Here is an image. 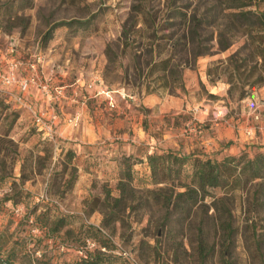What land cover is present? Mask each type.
Instances as JSON below:
<instances>
[{
	"label": "rangeland",
	"instance_id": "rangeland-1",
	"mask_svg": "<svg viewBox=\"0 0 264 264\" xmlns=\"http://www.w3.org/2000/svg\"><path fill=\"white\" fill-rule=\"evenodd\" d=\"M138 1L0 0L3 59L15 57L25 75L29 73V62L42 55V76L49 79L53 99L46 94V103L38 111L44 112L46 118L57 116L52 139L38 129L28 111L18 108L6 94L0 95V264H69L78 260L77 250L86 246L87 240L101 243L105 241L104 235L110 239L104 264H131L113 251L118 245L133 251L140 264H226L224 260L229 264H264V188L258 186L257 180L245 188L212 190L217 197L228 198L236 229L229 241H224L223 230L212 217L215 210L210 205L211 198L206 201L209 207L196 206L189 215L174 211L168 218L165 209L150 199L148 206L126 213L124 221L104 229L107 233L89 230V226L101 227L103 220V214L93 210L90 202L95 197L102 199L108 188L113 189V196L118 194L115 187L126 155L123 153L117 162L119 169L111 179L96 177L89 186H81V166L85 163L81 149L101 148L104 143L122 141L125 134L129 140L136 135L128 127L134 118L127 117L132 110L125 100L120 98V109L113 110L104 97H90V84L102 81L137 97L148 92L184 97L189 96L187 86L193 81L197 84L193 93L197 100L219 101L213 110L223 109L226 113L240 111L245 102L253 101L255 92L264 93V30L235 35L236 27L245 21L236 12H264V0H251L246 9L219 6L217 17L210 15L212 1L178 0L177 7L207 15L211 21L201 30L197 48L203 53L196 56L179 47L171 50L187 28L180 23V17H169L170 0H145L155 14L158 30L133 12ZM138 18L139 22L132 25ZM258 18L253 15L251 22ZM59 22L72 23L58 26ZM125 27L132 28L129 43L123 35ZM51 29L52 38L45 42V34ZM223 30L233 41L227 49L219 43ZM153 44H160L158 50L163 49L158 58L173 54L174 62L181 63L177 72L169 76L170 87L161 85L163 80L158 76L163 72L148 74ZM12 48L14 53L10 55L7 50ZM61 86L64 96L74 94V102L64 99L60 105L54 90ZM135 109L143 111L139 105ZM261 109L264 112V105ZM191 120L189 112L175 109L162 121L152 122V135L159 147L156 152L168 150L159 143L165 132L182 142L180 139L189 135L187 122ZM208 123H201L202 128ZM196 129L198 132L200 128ZM70 151L75 154L72 160L68 158ZM257 153L248 155L253 157ZM94 166L83 169L98 175L90 169ZM186 171L191 172V166ZM135 176L137 187H159L145 177ZM85 187L89 192L83 194L81 189ZM61 217H65L67 224L48 235L45 225L51 227ZM202 218L209 219L204 235L209 247L215 248V254L206 261L200 257L198 244Z\"/></svg>",
	"mask_w": 264,
	"mask_h": 264
},
{
	"label": "trees",
	"instance_id": "trees-1",
	"mask_svg": "<svg viewBox=\"0 0 264 264\" xmlns=\"http://www.w3.org/2000/svg\"><path fill=\"white\" fill-rule=\"evenodd\" d=\"M170 1L172 4L170 12H168L169 17H180L182 21L180 23L187 28L186 32L171 46V50L179 47L180 50L191 51L195 56L203 53L197 48V45L201 42L199 39L201 30L211 21L209 18L207 19V15L198 14L196 11L182 10L177 7L176 3H178V0ZM208 1L214 3L213 12L211 10L210 13L212 17H217L219 6H224L226 9H246L251 5V0H206V3ZM132 10L134 13L142 15L143 22L149 27L156 26L155 14L153 15L151 10L148 9V4L145 0H139L135 3ZM236 13L239 17L245 18V21L236 27L235 35L239 33L246 35L252 33L253 30H264V12H254L246 9ZM253 15L259 16L257 22H251ZM138 22L139 18L134 20L132 25L134 24L135 26ZM71 23L59 22L57 25H71ZM159 28L160 26L155 27L156 30ZM131 29V27L128 29L124 28L123 35L126 43H129L130 39H132L129 36ZM52 32L53 30L51 29L45 34V42L52 38ZM225 34L226 30L219 33V43L223 49H227L233 43ZM157 46L152 45V60L148 65V74L152 75L156 71L163 72L162 75L158 76V78L160 77L163 80L161 85L170 87L169 76L177 72L176 67L181 66V63L174 62L175 57L173 54L165 58H158L163 49L158 50L161 45L157 44ZM174 83L173 81L172 87H174ZM1 94L3 92H0ZM197 127L199 128L198 125ZM68 158L70 160L75 158L73 151L68 152ZM147 159L151 169L150 184L159 187L152 189L137 187L134 183L136 177L133 168L135 161H132L133 158L131 156H125L122 161L125 167L115 187L118 194L113 196V189L108 188L105 190L102 199L95 197L90 202V207L93 210H99L103 214V220L101 227L89 226V230L103 234L104 231L102 229L110 228L118 221H124L126 213L136 212L148 206L150 199L165 209V217L168 218L174 211H182L189 215L196 206L202 207L205 205L209 207L206 201L211 198L212 202L210 205L215 210V214L212 217L220 224L224 241H229L233 238L236 229L233 227V215L227 202L228 198L225 196L217 197L212 193V190L218 188L229 190L245 188L249 183H253L256 180L258 181V186L261 189L264 188V151L258 152L253 157H250L248 152H243L239 156L228 155L218 159L216 157L198 156L193 153L184 154L175 149H168L163 152H152L148 154ZM189 166H191V172L186 171ZM208 221V218L201 219L200 235L198 237L199 253L203 261L208 260L209 257L215 254L214 246L209 247L207 237L204 235L206 232L204 226ZM66 224L65 217H61L53 226L48 227L45 225L46 233L48 235L55 234ZM104 237L105 241L101 243L94 240L99 247L92 250L89 249L87 257L79 256L78 260L69 264H104L108 256L101 248L110 249V239L106 235ZM224 257L227 256L224 255ZM224 262L229 264L226 260Z\"/></svg>",
	"mask_w": 264,
	"mask_h": 264
},
{
	"label": "crops",
	"instance_id": "crops-1",
	"mask_svg": "<svg viewBox=\"0 0 264 264\" xmlns=\"http://www.w3.org/2000/svg\"><path fill=\"white\" fill-rule=\"evenodd\" d=\"M3 58L4 56L0 52L1 65L5 66L6 61ZM8 58H10V56H8ZM192 76L193 74H189V77ZM101 86L111 88L105 85L104 82L99 81L95 87L92 88L91 91H93V94L90 97H104L108 105L104 95H97V91ZM196 87L197 84L190 81L189 86H187L189 89V96L186 95L184 97L148 92L141 97H137L132 93V99H120V101L125 100L126 106L132 110L131 114L128 113L127 117L130 116L132 119L134 118V120L130 121L128 127H130V130L133 129L136 135L129 140V135L125 134L121 136L122 141L104 143L101 148L99 147L100 149L98 146H83L81 153L85 163H82L81 166L80 185L89 186L96 177L105 181H107L106 179H111L112 173L116 172V168L119 169L117 162L121 159L123 153H125L126 156H131L133 160H135L133 167L135 174L150 180L151 169L147 157L148 154L159 150L157 140L154 135H152V122L158 119L162 121L167 113L175 109L189 112L191 114V121H195V125H198L200 129H198V132L196 129H192L189 124L191 121H188L187 132L189 135L180 139L182 141L180 143L179 139H175L170 132H165L159 142L165 149H170L172 147L184 154L193 153L198 156L216 157L218 159L228 155H239L243 152L252 154L264 151V128H261L260 123L254 121L252 115V109H254L257 104L261 103V105H264V93L258 95L255 92L253 101L248 100L245 102L241 106L240 111L227 112L224 118L218 119L213 114V108L219 106L220 102L206 98L202 100L199 98L198 101L193 95ZM45 97L47 99L45 93L39 88L34 87L27 95V101L35 104L37 108L41 109L43 104L46 103ZM74 98V94L71 96L66 95L60 99V105L65 101L64 99L72 103L75 101ZM137 105L141 106L143 111L136 110L135 108ZM111 109L119 110V103L116 108ZM207 120L209 123L205 124L202 128L201 123ZM59 122L60 121H58V123ZM250 127H253L254 130L252 135L247 134V130ZM93 133L94 138H98L95 130ZM92 164L95 166L90 169H93L98 175L83 169L84 166H91ZM81 191L84 194L88 193L89 189L85 187V189H81Z\"/></svg>",
	"mask_w": 264,
	"mask_h": 264
},
{
	"label": "built area",
	"instance_id": "built-area-1",
	"mask_svg": "<svg viewBox=\"0 0 264 264\" xmlns=\"http://www.w3.org/2000/svg\"><path fill=\"white\" fill-rule=\"evenodd\" d=\"M7 51L8 54L14 53L13 48L8 49ZM43 66L44 59L42 55H37L36 60L29 62L28 68L30 73L22 75L20 73L22 70L21 62L15 57L10 56V58L6 60L5 66L0 65V92L6 94L10 101L16 104L18 108L28 111L34 117V121L38 129L43 131L47 137L53 139L56 133L54 126L57 121V116L54 114L51 118H46L44 112H39L38 108L34 104L27 101V95L34 87L39 88L45 94H49L53 99L49 86V79H47L46 76H42ZM89 87L94 88L95 83L90 84ZM54 91V97L56 99L60 100L64 96V87H57ZM97 95H104L107 99L109 107L111 108L117 107L120 98L127 99L129 97H133L124 89L105 88L103 86L98 89ZM260 109L261 103L257 104V106L252 109V115L254 121L260 123L261 128H264V112ZM213 114L219 119L224 118L227 113L223 109H216ZM189 124L192 129H196L197 126L195 125V122H191ZM253 131V127H250L247 130V134L252 135ZM35 230L39 231L38 229ZM102 230L107 233L104 229ZM97 247H99L98 244L91 239L87 240L86 246L79 248L77 251L80 257H87L88 250H92ZM62 249H64V246H62ZM101 250L107 251L105 247L101 248ZM113 251L124 259H127L131 264H140L133 251H130L120 245H118Z\"/></svg>",
	"mask_w": 264,
	"mask_h": 264
}]
</instances>
